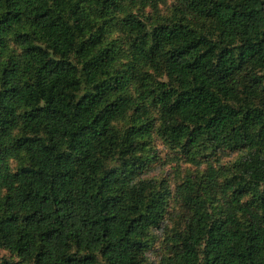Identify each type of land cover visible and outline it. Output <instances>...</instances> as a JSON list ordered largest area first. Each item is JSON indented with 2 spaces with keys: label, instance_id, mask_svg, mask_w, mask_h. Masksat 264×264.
Segmentation results:
<instances>
[{
  "label": "trees",
  "instance_id": "16d2710c",
  "mask_svg": "<svg viewBox=\"0 0 264 264\" xmlns=\"http://www.w3.org/2000/svg\"><path fill=\"white\" fill-rule=\"evenodd\" d=\"M157 142L189 169L149 176ZM130 179L104 207L147 203L111 264H162L177 228L197 264H264V0H0V264Z\"/></svg>",
  "mask_w": 264,
  "mask_h": 264
},
{
  "label": "clouds",
  "instance_id": "9594fccd",
  "mask_svg": "<svg viewBox=\"0 0 264 264\" xmlns=\"http://www.w3.org/2000/svg\"><path fill=\"white\" fill-rule=\"evenodd\" d=\"M91 163L89 161V165ZM96 175L100 177L102 174L98 172ZM136 183L135 180H131V183L127 185L116 183L111 185L110 188H104L103 191L100 190L99 195L96 194L95 188L91 189L89 194L92 196V199L88 200L86 196L84 197L86 201L85 208L87 209L86 215L83 211L80 212V215H76L75 213L74 218L66 221L62 228L60 227V222L53 216L47 226L59 229L63 235L60 236L58 241L54 238L53 242H48L44 246H40L42 238H33L35 237V230H33V237H29L28 240L30 242L24 244V254L19 259L23 261V264H46V262L47 264H63V259L68 255H71L73 252L78 254L83 250L85 253L96 254L97 264H111L107 255L101 256L102 250L109 244L124 238L129 219L134 215H139L144 212V206L147 201H144L142 204H137L133 200H125L115 210H110V206L108 209L104 207L105 197L110 194L119 196L120 191H123L125 187L132 189ZM94 184L96 188L100 189L98 182ZM8 187H11V185H8ZM12 191L15 192L17 189H12ZM223 195L225 197L231 196V191L224 192ZM219 199L220 195H217V201ZM136 209H139V211ZM109 213L119 217L117 224H105L103 218ZM64 215L61 214V217ZM106 229L109 231V235L107 236H105ZM200 235L202 236L203 234L200 233ZM170 236L171 238L161 253L162 264H165V262L166 264H186V262L188 264H197V261L193 257L198 256L201 250L204 249V240L193 237L189 241L186 235L178 228L172 231ZM128 238L140 239L138 236H129ZM186 243L190 248L196 250L191 256L185 255L183 251ZM78 244L79 247H77ZM173 246L181 249L179 256L171 250ZM233 250L235 251V249ZM36 252H40L42 255L37 257ZM214 256L215 253L209 256L210 261ZM123 264H128L126 257L123 260Z\"/></svg>",
  "mask_w": 264,
  "mask_h": 264
},
{
  "label": "rangeland",
  "instance_id": "374dc122",
  "mask_svg": "<svg viewBox=\"0 0 264 264\" xmlns=\"http://www.w3.org/2000/svg\"><path fill=\"white\" fill-rule=\"evenodd\" d=\"M156 155L157 157H159V160H157V162H154V164L150 167V173L149 176H161V175H165L167 178L171 179L174 178L173 175H175L174 173H180V172H184L187 169H189V167L187 168L185 165H183L182 160L179 159L180 156L174 154L173 152H171L170 150H168L167 148H165L162 143L157 142L156 143ZM225 161L228 160V158L224 159ZM156 235H159V233H156ZM159 247V242L157 241L154 244V247L150 250L148 258H149V262L151 263H155L157 261V253L159 252L158 250ZM9 259H13L15 260L14 257H11L9 255V253L7 251H0V263L3 260H9Z\"/></svg>",
  "mask_w": 264,
  "mask_h": 264
}]
</instances>
